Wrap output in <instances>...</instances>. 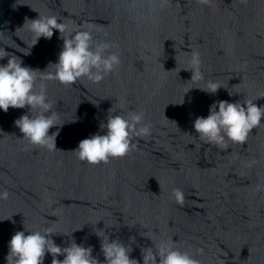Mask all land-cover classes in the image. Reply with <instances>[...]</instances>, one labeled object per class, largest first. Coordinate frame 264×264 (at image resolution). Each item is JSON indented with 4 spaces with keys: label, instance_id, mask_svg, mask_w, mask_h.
Segmentation results:
<instances>
[{
    "label": "water",
    "instance_id": "water-1",
    "mask_svg": "<svg viewBox=\"0 0 264 264\" xmlns=\"http://www.w3.org/2000/svg\"><path fill=\"white\" fill-rule=\"evenodd\" d=\"M153 5L154 0H0V47L24 66L43 71L62 50L58 30L51 39L39 38L27 55L17 50L31 45L33 34L22 26L38 13L56 15L70 29L90 25L94 40L111 41L122 61L99 83L82 79L66 87L46 81L63 123L57 126L56 151L23 140L14 121L27 107L0 109V191L10 194L0 200V264H6L8 242L24 225L40 231L51 226L61 232L52 236L61 247L71 240L91 246L101 264L97 231L130 245V258L140 264L141 249L153 246L146 236L172 239L201 264H264V120L245 144L229 143L223 150L201 142L193 127L216 101L264 94V0H213L212 6L170 0L160 11ZM192 50L201 53L204 76L196 83L184 69ZM209 80L226 88L215 94L196 88ZM254 103L264 105V97ZM112 107L121 115L143 111L152 135L134 138L136 148L124 158L95 166L79 161L72 150L84 138L106 134L100 124ZM175 188L185 194L183 206L172 198ZM51 260L46 253L44 264Z\"/></svg>",
    "mask_w": 264,
    "mask_h": 264
},
{
    "label": "clouds",
    "instance_id": "clouds-1",
    "mask_svg": "<svg viewBox=\"0 0 264 264\" xmlns=\"http://www.w3.org/2000/svg\"><path fill=\"white\" fill-rule=\"evenodd\" d=\"M202 6H212L213 0H196ZM247 4V0H240ZM170 0H154L153 8L160 11L168 7ZM32 35V43L27 51H18L27 55L39 38L51 39L53 30H58L63 40L62 50L58 61L50 63L52 71L34 69L24 66L20 57L0 47V60L7 57L5 64H0V109L7 112L9 108H28L14 121L22 133V138L28 144L42 147L48 151H56V139L59 135V115L54 111L53 103L47 96L46 81L55 80L69 87L78 80L87 79L92 83H99L106 76L115 73L122 61L118 51H113L115 45L108 40L96 41L90 25L70 29L69 26L58 21L56 15L38 13L35 19H26L24 25ZM7 47H10L8 45ZM201 53L192 50L187 61L186 70L192 75L189 81L196 83L204 79L201 71ZM224 87L219 81H207L204 87H196L209 94H215ZM190 87L186 89L187 93ZM226 88V87H224ZM184 93V94H185ZM229 95L232 93L229 92ZM184 96V95H183ZM260 97H264L262 94ZM257 97L255 100H257ZM253 99L243 102H229L219 100L209 108V114L199 116L194 120V130L199 140L220 149H227L229 143L243 145L249 134L262 125L264 120V105L257 106ZM183 103V99L182 102ZM116 113V114H114ZM56 127V131L50 129ZM100 129H106V134H94L79 141L78 147L72 151L79 161L90 165L107 164L111 159L124 158L135 150L132 143L134 138L147 139L152 135V126L146 122L143 111L131 110L126 115L118 114L115 109L108 110L106 123L100 124ZM255 161L248 166L251 167ZM9 192L0 191V200H7ZM174 201L183 206L185 194L175 188L172 191ZM53 216H55L53 214ZM24 231H16L8 242L6 264H44L46 253L51 254V264H101L93 256L91 246L85 247L71 240L69 245L61 247L56 244L52 236L61 233L51 226L43 231L30 230L24 225ZM28 234H25V233ZM68 236L71 234L62 233ZM102 237L101 252L104 256L103 264H140L135 258H130L132 247L119 239L109 240L107 235ZM142 236H145L141 233ZM152 241V247L141 249L143 264H201L196 254L182 250L172 239ZM202 251V250H201ZM63 256V259L58 257Z\"/></svg>",
    "mask_w": 264,
    "mask_h": 264
}]
</instances>
